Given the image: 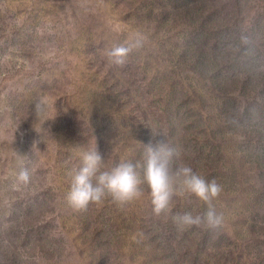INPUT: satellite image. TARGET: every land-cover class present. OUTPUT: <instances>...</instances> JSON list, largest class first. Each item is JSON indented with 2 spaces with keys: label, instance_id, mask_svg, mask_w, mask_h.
I'll return each instance as SVG.
<instances>
[{
  "label": "rangeland",
  "instance_id": "1",
  "mask_svg": "<svg viewBox=\"0 0 264 264\" xmlns=\"http://www.w3.org/2000/svg\"><path fill=\"white\" fill-rule=\"evenodd\" d=\"M157 131L177 166L222 186L218 229L155 216L146 188L123 207L67 205L82 148L96 141L109 168ZM0 264H264V0H0Z\"/></svg>",
  "mask_w": 264,
  "mask_h": 264
},
{
  "label": "clouds",
  "instance_id": "2",
  "mask_svg": "<svg viewBox=\"0 0 264 264\" xmlns=\"http://www.w3.org/2000/svg\"><path fill=\"white\" fill-rule=\"evenodd\" d=\"M247 42L246 37H242ZM140 46L139 40L117 44L106 52L110 63L123 66L128 56ZM47 107L42 99L35 100V114L41 120ZM48 118L41 120L40 125ZM38 133L43 131L35 129ZM155 142L143 144V153L138 160L123 159L111 167L104 168V159L97 150L96 141L90 148L78 152V165L69 172V187L65 193L67 205L74 211L86 210L90 204H101L111 198L119 207L139 200L147 189L155 216L167 215L180 228L206 226L218 229L223 223V214L213 204L222 192V186L215 179L206 180L190 166H177L180 149L170 143L163 133ZM18 159L23 157L17 156ZM18 182L27 185L31 176L27 168H20L14 176ZM195 196L208 207L202 214L191 212L172 214V200L175 196Z\"/></svg>",
  "mask_w": 264,
  "mask_h": 264
}]
</instances>
